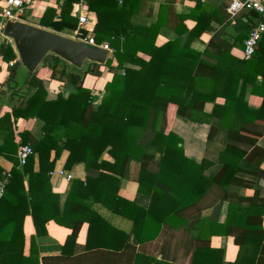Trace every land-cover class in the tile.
I'll list each match as a JSON object with an SVG mask.
<instances>
[{
  "label": "trees",
  "instance_id": "1",
  "mask_svg": "<svg viewBox=\"0 0 264 264\" xmlns=\"http://www.w3.org/2000/svg\"><path fill=\"white\" fill-rule=\"evenodd\" d=\"M75 1L63 0L57 11L54 7L46 8L38 26L55 33H71L76 27V19L70 14L71 4ZM85 5L86 10L95 15L91 37L95 43H106L112 53L104 65L86 62L78 74L56 57H52L49 62L45 58L42 66L47 73L46 80L72 86V92L66 98L57 95L53 100H46L40 72L23 74L18 84L15 79L18 62L6 70L2 84L4 99L8 101L14 98L19 104L12 106L0 120V123H4L5 133L0 145V157L13 163L7 173L0 174V179L3 175L5 178L0 196V264H36L34 236L44 234L45 224L52 221L58 226L71 229L69 238L74 237L73 225L87 222L88 215L94 217L91 204H98L122 217L134 213L136 219L133 220L132 236L137 243H142L144 240L139 234L148 224L152 213L166 207V224L170 226L172 220L180 219L181 213L185 212L184 216L190 213L188 209L194 206L207 185L222 187L228 180L235 179V169L239 166L235 161L242 155L230 148L228 138L223 141L217 153L216 163L220 166L218 172L206 177L201 163L196 164L182 155L180 139L171 132L164 133L166 109L170 104L176 107L175 115L187 121L199 122L196 116L208 119L205 120L209 126L206 148L210 147L213 136L218 132L224 131L226 135L234 132L229 120H210L217 116V112H228V106L221 109L213 107L209 115L202 113L203 104L211 102L214 96L196 89L200 79L195 73L201 64L207 66L201 58L208 53L189 49L188 41L179 46L178 38L159 46L154 44L162 29L159 11L163 6L159 7L154 24L142 26L132 22V17L138 13L140 0H85ZM83 32L88 34L87 31ZM237 39L241 40L242 36ZM261 51H264V32L253 56ZM137 53L148 59L138 57ZM1 58L4 62L15 60L9 47L1 49ZM220 62L216 60L215 66H209L212 68L211 82L218 78ZM240 64L242 70L248 63L241 60ZM104 72L109 73L110 78L103 85L99 101L94 104L93 96L82 87V82L85 76L99 78ZM263 79L264 73L261 80L264 85ZM253 80L250 81L242 74L232 76L227 72L220 81L223 89L217 95L226 103L232 101L238 83V100H241L248 84L252 92L258 93L261 84L257 87ZM230 85L232 88H229ZM30 89L33 92L28 95ZM230 109L241 118L237 120L239 128L236 132L239 134L244 132L241 125L264 120L263 102L256 110L239 109L237 106ZM247 116H250L249 120ZM19 118H35L42 123L39 140L25 144V133L18 134L20 144L28 145L32 150L20 168L15 159L16 147L12 142V123ZM146 133L150 136L146 137ZM62 151L66 152L63 169L82 164L85 177L82 182H69L60 210L59 196L50 191L47 174ZM50 152H53V157L48 160ZM103 152L111 158V163L99 160ZM130 162L138 165L137 191L149 199L146 210L116 196L118 178L124 176L126 165ZM150 162L156 164L154 172L148 170ZM87 200L89 204L85 203ZM238 210L241 218L248 216L240 208ZM73 212L76 216H71ZM27 215L31 217L34 235L29 237L27 256H22V223ZM261 215L262 209L258 210L256 216L261 218ZM241 227L245 234L241 241L234 238L238 251L232 264H253L255 252L248 256L245 249L248 244H252V237L260 233L245 224ZM196 260L193 257L190 264ZM133 264L165 263L136 254Z\"/></svg>",
  "mask_w": 264,
  "mask_h": 264
},
{
  "label": "crops",
  "instance_id": "2",
  "mask_svg": "<svg viewBox=\"0 0 264 264\" xmlns=\"http://www.w3.org/2000/svg\"><path fill=\"white\" fill-rule=\"evenodd\" d=\"M228 2L229 0H140L138 13L132 17V22L142 26L154 24L158 9L163 6L159 11L162 29L154 44L159 46L178 38L179 46L188 41L189 49L208 53L206 57L201 58L207 66L201 64L195 73V76L200 79L196 89L212 93L210 95L214 96L211 102L203 104L202 113L209 115L213 107L221 109L228 106V112H217V116L210 120H229L228 123L234 132L229 135H226L224 131L218 132L213 136L210 147L206 148L209 126L205 120L208 119L196 116L199 122L187 121L176 116V107L170 104L166 109L164 133L171 132L180 139L182 155L196 164L201 163L206 177L214 176L218 172L220 166L216 163L217 153L223 141L228 138L227 144L230 148L242 155L235 161L236 165L239 164L235 169V179L228 180L227 183L222 184V187L216 184L207 185L194 206L188 209L190 213L187 216H184L185 212L181 213L180 219L172 220L170 226L166 224V207H162L160 212L152 213L148 224L139 234L144 240L142 243H137L132 236L133 220L136 219L134 213L127 214L128 217H122L98 204L90 205L94 214V217L86 216L90 225L87 222L73 225L75 234L72 238H69L71 229L49 221L44 226V234L34 236L36 264H133L136 254L165 264H190L193 257L197 258L194 264H232L238 251L234 238L241 241L245 234L242 224L256 228V233L259 231L260 235L252 237L253 242L247 245L245 253L251 256L255 252L253 264H264V120L260 123L241 125L244 132L239 134L236 132L239 128L237 120L241 118L234 115L230 109L237 106L239 109L256 110L262 102L264 104V85L261 81L264 73V51L255 53L249 60L243 59L242 41L249 29L259 21V17L252 12H243L229 21L225 13ZM51 7L58 10L51 2L41 1L30 4L22 10L21 21L42 28L38 26V21L43 11ZM70 14L72 15V9ZM86 16L90 20L88 29L91 30L95 24V15L87 11ZM238 36H242V39L238 40ZM11 51L15 60L4 62L0 50V120L12 106L19 104L14 98L6 101L3 95L2 84L7 67L17 63V56L13 50ZM137 56L148 59L141 53H137ZM221 56L223 58L218 59ZM216 60H221L218 64L221 66L219 79L211 82L212 68L209 66H215ZM241 60L248 63L242 70ZM227 72L232 76L242 74L250 81L254 78L255 86L260 87L261 84L258 93L252 92V87L248 84L244 88L241 100H238V83L232 101L226 103L217 93L223 89L220 81ZM40 73H43L42 78L40 76L39 78L44 80L46 100H53L57 95L66 98L72 92V86L69 83L47 81V73L44 70ZM109 78L110 74L104 72L99 78L85 76L83 79L82 87L90 91L94 104L99 101L103 85ZM229 88H232V85ZM32 92L33 90L30 89L28 95ZM233 103L236 105L231 106ZM246 118L249 120L250 116ZM231 120H234L233 123ZM41 124L35 118H19L12 123V142L16 152L21 141L18 134L25 133L24 140L27 141L25 144L39 140ZM4 134V123H0V145ZM52 157L53 152H50L48 160ZM65 157L66 152L62 151L58 159L54 161L51 171L63 170L71 176V180L82 182L85 177L83 165L76 164L68 170L63 169ZM99 160L112 162L105 152L101 154ZM12 166L13 163L10 160L0 157V174L7 173ZM35 168L34 158L33 169ZM148 170L152 172L156 170L155 162L148 164ZM137 177V163H128L124 176L118 178L116 196L122 201L146 210L149 199L142 193H138ZM48 178L50 191L59 196L58 207L61 210L69 183L55 176ZM85 203L89 204L90 201L87 200ZM238 208L244 215L248 213V216L241 218ZM260 209H262L261 218L256 216ZM71 216H76V213L73 212V215L71 213ZM22 234L24 238L22 256H27L29 237L34 235L29 215L23 219Z\"/></svg>",
  "mask_w": 264,
  "mask_h": 264
},
{
  "label": "built area",
  "instance_id": "3",
  "mask_svg": "<svg viewBox=\"0 0 264 264\" xmlns=\"http://www.w3.org/2000/svg\"><path fill=\"white\" fill-rule=\"evenodd\" d=\"M41 1L51 2L53 5H59L61 3V0H1L0 50L9 47L15 53L11 39L3 33L5 21L7 19H11L13 21H21L22 10H24L30 4ZM85 6V0H76L71 4L72 16L76 19V27L70 33V38L82 42L88 47H95L106 50L110 56L112 50L107 46V44L104 42L95 43V41L91 37V30L88 29L90 20L86 16L87 11ZM243 12H252L259 17V21L249 29L246 37L242 41V57L244 60H249L253 56L254 48L257 45L262 33L264 32V0H229L225 7V13L229 21ZM83 31H87L88 34ZM31 153L32 150L28 145L19 144L15 155L17 166L19 168L25 164L27 158L31 155ZM47 175L48 177L55 176L59 179H62L66 183H69L71 180V176L63 170L49 171ZM4 182L5 178H3V180H0V196L3 191Z\"/></svg>",
  "mask_w": 264,
  "mask_h": 264
},
{
  "label": "water",
  "instance_id": "4",
  "mask_svg": "<svg viewBox=\"0 0 264 264\" xmlns=\"http://www.w3.org/2000/svg\"><path fill=\"white\" fill-rule=\"evenodd\" d=\"M3 33L11 39L18 67L25 75L35 72L45 58L49 62L56 57L78 74L86 62L104 65L110 57L106 50L90 49L82 42L22 21L7 19Z\"/></svg>",
  "mask_w": 264,
  "mask_h": 264
},
{
  "label": "rangeland",
  "instance_id": "5",
  "mask_svg": "<svg viewBox=\"0 0 264 264\" xmlns=\"http://www.w3.org/2000/svg\"><path fill=\"white\" fill-rule=\"evenodd\" d=\"M0 2H1V0H0ZM0 6H1V4H0ZM60 34H62V35H64V36H66V37H68V38H70L71 36H70V33H60ZM90 49L92 48V47H89ZM16 70V72H17V75H16V82L18 83V84H20L21 83V81H22V77H23V72H22V70L20 69V68H16L15 69ZM44 70V68L40 65L39 67H38V73L39 72H41V71H43ZM39 76L42 78V76H43V73H40L39 74ZM161 126V125H160ZM146 137H149L150 136V134L149 133H146V135H145Z\"/></svg>",
  "mask_w": 264,
  "mask_h": 264
}]
</instances>
